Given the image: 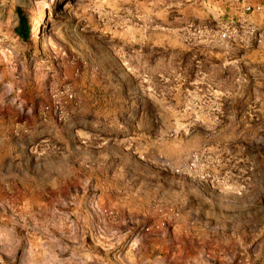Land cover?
<instances>
[{
    "label": "rangeland",
    "instance_id": "1",
    "mask_svg": "<svg viewBox=\"0 0 264 264\" xmlns=\"http://www.w3.org/2000/svg\"><path fill=\"white\" fill-rule=\"evenodd\" d=\"M118 228L264 264V0H0V264H114Z\"/></svg>",
    "mask_w": 264,
    "mask_h": 264
},
{
    "label": "crops",
    "instance_id": "2",
    "mask_svg": "<svg viewBox=\"0 0 264 264\" xmlns=\"http://www.w3.org/2000/svg\"><path fill=\"white\" fill-rule=\"evenodd\" d=\"M102 230H103V233L105 234V237H103L105 239H103L100 244L104 246V249H111L113 247H116L117 249L120 247L124 251V253H122L123 256L121 257L120 260L113 259L116 262L114 264H145L146 263L145 257H141V248H140L141 245L142 246L144 245V241H140L139 239L133 240L134 235H132L129 239H125L124 236H125L126 229L118 228V230H115V229H111L109 231L106 229H102ZM174 234H175V238L177 239L179 243L180 241H182V246L178 248V250L180 251L179 254H181L182 256L186 255L190 247H193V248L198 247L197 246L198 241H199L198 243H202L201 238H198V239L196 238V240L195 238L190 237V236L188 237L186 236L184 238L182 234L178 233L177 231H175ZM29 240L31 241V238ZM32 240H34L33 236H32ZM194 242L196 246H193ZM98 256L100 255L93 256L92 254H88V256L83 257V259H81V262L82 264H95L96 261L98 260L97 259ZM209 259L210 257L207 255L206 250L203 249L202 254H200L199 257H196L195 260L193 259V264H203L205 261H208ZM106 264H110V263H106Z\"/></svg>",
    "mask_w": 264,
    "mask_h": 264
},
{
    "label": "trees",
    "instance_id": "3",
    "mask_svg": "<svg viewBox=\"0 0 264 264\" xmlns=\"http://www.w3.org/2000/svg\"><path fill=\"white\" fill-rule=\"evenodd\" d=\"M17 14L19 16V24L16 27V34L23 40L29 41L32 36L31 25L28 18L24 14L21 8H17Z\"/></svg>",
    "mask_w": 264,
    "mask_h": 264
},
{
    "label": "built area",
    "instance_id": "4",
    "mask_svg": "<svg viewBox=\"0 0 264 264\" xmlns=\"http://www.w3.org/2000/svg\"><path fill=\"white\" fill-rule=\"evenodd\" d=\"M72 96H73L72 94H69V97H70V98H72Z\"/></svg>",
    "mask_w": 264,
    "mask_h": 264
}]
</instances>
